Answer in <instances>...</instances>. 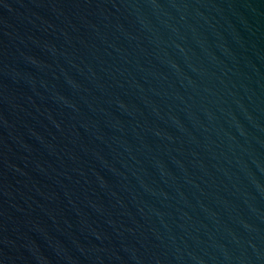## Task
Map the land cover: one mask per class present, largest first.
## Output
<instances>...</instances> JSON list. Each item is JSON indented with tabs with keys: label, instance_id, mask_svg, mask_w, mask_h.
I'll return each mask as SVG.
<instances>
[{
	"label": "water",
	"instance_id": "obj_1",
	"mask_svg": "<svg viewBox=\"0 0 264 264\" xmlns=\"http://www.w3.org/2000/svg\"><path fill=\"white\" fill-rule=\"evenodd\" d=\"M0 264H264V0H0Z\"/></svg>",
	"mask_w": 264,
	"mask_h": 264
}]
</instances>
